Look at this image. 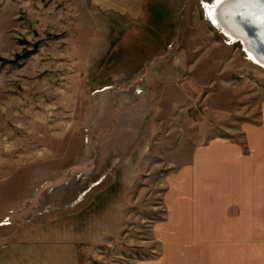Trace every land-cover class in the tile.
Returning a JSON list of instances; mask_svg holds the SVG:
<instances>
[{
  "label": "rangeland",
  "instance_id": "374dc122",
  "mask_svg": "<svg viewBox=\"0 0 264 264\" xmlns=\"http://www.w3.org/2000/svg\"><path fill=\"white\" fill-rule=\"evenodd\" d=\"M120 1L0 0V249L76 225L98 238L81 264L154 257L186 203L176 181L207 180L198 148L264 159V67L212 22L215 0ZM260 178L229 206L263 211Z\"/></svg>",
  "mask_w": 264,
  "mask_h": 264
},
{
  "label": "crops",
  "instance_id": "0c3cea01",
  "mask_svg": "<svg viewBox=\"0 0 264 264\" xmlns=\"http://www.w3.org/2000/svg\"><path fill=\"white\" fill-rule=\"evenodd\" d=\"M97 1L103 8H109V4L116 5L120 0ZM125 1L129 6L139 0ZM260 132L263 134L264 131ZM260 154V150L254 149L248 155L221 138L214 139L204 148H198L197 163L204 165L208 172L201 173L200 177L207 178L206 182L198 183V188L190 191L185 187L188 186L186 179L181 180L179 177L180 180L176 181L180 173L173 178L184 185L179 190H183L180 196H186V203L175 201L174 205L178 204V208L182 205V208L168 210L166 224H162L158 227L159 231L155 232L153 239L158 246V255L136 257L131 259L132 264H264V210H235L234 202L229 206L224 197H232L236 188L247 186L255 176L261 177L259 181L264 184V159ZM197 175L195 172L193 178ZM240 175L247 179L240 178ZM175 181L171 182L173 191L176 189ZM213 188L214 194L211 193ZM257 193L263 201L264 190L261 188ZM251 194H254L253 187L248 196ZM188 197L193 201H188ZM214 203L222 208H210ZM47 228L42 227L32 237L28 232L18 243H15V238V242L3 245L0 249V264H81L82 246L98 240L95 233L89 234L86 229L76 225ZM11 236L7 237L11 239Z\"/></svg>",
  "mask_w": 264,
  "mask_h": 264
},
{
  "label": "bare ground",
  "instance_id": "6f19581e",
  "mask_svg": "<svg viewBox=\"0 0 264 264\" xmlns=\"http://www.w3.org/2000/svg\"><path fill=\"white\" fill-rule=\"evenodd\" d=\"M258 8H263L260 13L256 12ZM208 13L212 15V21L224 31L226 36L235 42L242 41L246 48L245 52L256 64L264 67V55L255 50L250 34L248 33L250 38L248 40L247 34L243 32L245 28L239 23L244 22L245 19L251 21L255 18L259 26L264 27V0H217L208 8Z\"/></svg>",
  "mask_w": 264,
  "mask_h": 264
},
{
  "label": "water",
  "instance_id": "95a60500",
  "mask_svg": "<svg viewBox=\"0 0 264 264\" xmlns=\"http://www.w3.org/2000/svg\"><path fill=\"white\" fill-rule=\"evenodd\" d=\"M262 9L263 8H258L256 12L260 13ZM239 23L245 28L243 32L247 34L248 40H250L248 33L250 34L252 40V42H250L252 43L255 50L264 55V27L259 26L258 20L255 18L251 21L245 19L244 22Z\"/></svg>",
  "mask_w": 264,
  "mask_h": 264
},
{
  "label": "flooded vegetation",
  "instance_id": "af4514ba",
  "mask_svg": "<svg viewBox=\"0 0 264 264\" xmlns=\"http://www.w3.org/2000/svg\"><path fill=\"white\" fill-rule=\"evenodd\" d=\"M216 1H217V0H215V3H216ZM215 3H214V4H215ZM214 4H213V5H214ZM213 5H211V6H213ZM211 6H210V7H211ZM211 20H212V19H211ZM212 22H213V21H212ZM213 23H214V22H213Z\"/></svg>",
  "mask_w": 264,
  "mask_h": 264
}]
</instances>
